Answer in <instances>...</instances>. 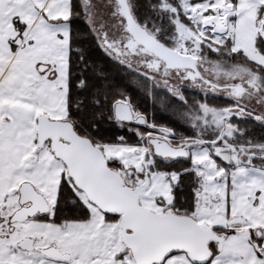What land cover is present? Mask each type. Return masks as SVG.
I'll return each mask as SVG.
<instances>
[{
    "label": "snow or ice",
    "instance_id": "snow-or-ice-1",
    "mask_svg": "<svg viewBox=\"0 0 264 264\" xmlns=\"http://www.w3.org/2000/svg\"><path fill=\"white\" fill-rule=\"evenodd\" d=\"M189 4L184 20L201 31L189 28L176 49L161 44L160 60L228 88L229 102L170 108L158 123L150 109L168 102L153 91L160 61L116 58L143 50L126 4L108 13L133 37L119 40L101 0H0V264H264V148L233 144L243 130L231 123L264 128L233 71L238 57L254 65L260 83H244L264 95V0ZM205 55L211 78L194 63ZM97 62L121 71L109 78ZM222 74L233 84L215 83ZM164 90L188 105L182 87Z\"/></svg>",
    "mask_w": 264,
    "mask_h": 264
},
{
    "label": "trees",
    "instance_id": "trees-1",
    "mask_svg": "<svg viewBox=\"0 0 264 264\" xmlns=\"http://www.w3.org/2000/svg\"><path fill=\"white\" fill-rule=\"evenodd\" d=\"M132 12L137 21L140 22V25L145 26L150 31H152L157 38L165 42L167 45L174 47L176 44V25L175 19L178 18L185 24L194 27L193 24H188L184 20L185 15L181 11V8L178 7L176 0H129ZM169 2V4L176 8V12L173 13L171 9L164 8V3ZM175 25V26H174ZM80 38L87 36V33L81 31L78 33ZM94 48V45H93ZM206 51V50H205ZM232 63V62H230ZM235 64H246L251 68H254V65H250L243 57L236 58ZM97 68L99 71L104 72L111 78L112 75L117 74L118 69H115V66L111 68H104L101 66V62H97ZM166 87L160 86V88H154V96L158 100L161 96H164L168 101L164 108L152 107L150 111L155 112V119L158 123H164L166 121H161V119H166L162 115H166L169 112L170 108H175L176 110H182L189 108L194 111L195 114H199V108L197 107L198 102H204L209 105L223 106L229 101L223 97L203 95L198 91L191 89H183V95L188 98V105H182L177 103L175 100L171 99L168 96V93L164 90ZM185 126H187V121H184ZM231 123L236 126V130H243V134L235 135L233 141L236 145L248 144V137L252 138V141L264 148V128H261L259 125L249 121V120H232ZM202 127V126H201ZM203 130V127H202ZM179 131V129H178ZM264 154V153H258Z\"/></svg>",
    "mask_w": 264,
    "mask_h": 264
},
{
    "label": "flooded vegetation",
    "instance_id": "flooded-vegetation-1",
    "mask_svg": "<svg viewBox=\"0 0 264 264\" xmlns=\"http://www.w3.org/2000/svg\"><path fill=\"white\" fill-rule=\"evenodd\" d=\"M115 10L118 11V6L116 3H115ZM119 19H120V17L118 15L115 16V20L110 21L111 23L108 26L107 30L111 33V36L116 37L119 40L132 39L133 37L129 36V34L124 31L125 24L117 22V21H119ZM143 27H145V26H143ZM148 31L150 34L154 35L150 30H148ZM156 39L158 41H160L162 44H164L166 47H169L171 49H175V48L167 45L165 42L161 41L159 38L156 37ZM142 48H143V50L138 49V54L135 56L130 55L128 53H125V50L123 48H121L120 49V55H118L116 58L117 59H123L126 62L135 65L137 68H139L142 64H144L145 61L147 62V64H150L153 67H155V65L157 64V61H160V71L159 72L154 71L153 75H155L157 78L164 80L166 82L171 81L170 84L167 83V85H164L162 87H166V88L170 87V88H172L173 92H179L181 87L183 89H186V90L191 89L194 91H198L200 93H207V95L217 96V97H224L225 93L229 92L228 88H224V89L217 88L215 90H211L200 81L182 79V76L184 75V73H181V76H176L175 70H173L169 67H165L163 61L160 60V57H162L163 55L161 56L159 54H156L155 52L150 50L143 43H142ZM106 50H108V49H106ZM148 53H152V55H148ZM196 65L199 67L200 72H202L204 75H206L205 68H203L199 65L198 60L196 62ZM186 71H191V72H193V74L195 73V69H187ZM214 82L218 83V84H223V83H219L216 81H214ZM244 82H241V83L244 84L245 88H247V92L241 93V95L243 96V100H245L247 102L255 101L258 98V93H256L253 90V87H249L248 84H245ZM224 84H228V83H224ZM233 97L237 100L240 99L239 96H233Z\"/></svg>",
    "mask_w": 264,
    "mask_h": 264
},
{
    "label": "rangeland",
    "instance_id": "rangeland-1",
    "mask_svg": "<svg viewBox=\"0 0 264 264\" xmlns=\"http://www.w3.org/2000/svg\"><path fill=\"white\" fill-rule=\"evenodd\" d=\"M176 1H177L178 7H180L181 8V11L183 12V14L186 15L185 9L188 8V7H191V5L189 4V0H176ZM101 5L104 8L105 15L108 17L107 20L104 21V23L107 25V28H108V26L111 23L110 21L111 20H115V16H109L108 15V13L110 11L115 10V1L114 0H101ZM163 6H164V8H168V9H172L173 8L169 4V2H165ZM206 7H207V3L205 2V3H201L200 4L199 10L193 8L194 19L198 20L199 19L198 11L203 10ZM223 16L224 15L221 14V17H223ZM175 25H176V31H177V34H176V44L173 47L175 49L181 46V43H182L184 37L189 34V28L192 31H195L196 33H199L201 31V27H200L199 24H193L194 27H191V26L185 24L184 22H182L181 20H179L178 18L175 19ZM98 31H100V29H98ZM244 36H245V38L248 41L249 48H251L252 35L248 31H245ZM207 60H208V57H207V55H205L201 59H198V63H199V65L201 67L205 68L204 65H205V62ZM250 68L251 67L248 66V65H246V64H244V65H242V64H235L234 67H233V71L236 72L242 78L241 79V82L248 81L253 86H255V85H257V84L260 83V77L256 76L255 73L249 71ZM205 73H206L207 76H209L211 78V75H212L211 72H209V71H207L205 69ZM215 81L216 82H219V83H223V84L224 83L233 84V81H231L229 79H226V77L223 74L220 76V78L218 80H215ZM156 82L159 83L160 86L167 85V82L166 81L161 80L159 78H157ZM232 99H235V98L232 97ZM257 99L260 100V103L259 104L255 103V101H253V102H247V101L243 100L242 102L248 104L250 108H254V109H256V111L264 114V95L258 94V98ZM236 110L237 109H232V111H236ZM244 115H247V114H244ZM212 123H214V121L209 120V124L211 125ZM221 130L224 131L226 129H223L222 128ZM202 131H207L208 134L211 135L213 133L214 129H210V128L209 129H204L203 128ZM233 131H237L236 130V127H235V129H233ZM233 139H232V143L235 144L234 141H233ZM241 152L243 153V155H247V152H246L245 149H242ZM225 154L228 155L229 158L231 159L232 153L230 151H226ZM233 219H239V214H238V211L236 209H234Z\"/></svg>",
    "mask_w": 264,
    "mask_h": 264
},
{
    "label": "water",
    "instance_id": "water-1",
    "mask_svg": "<svg viewBox=\"0 0 264 264\" xmlns=\"http://www.w3.org/2000/svg\"><path fill=\"white\" fill-rule=\"evenodd\" d=\"M114 1L118 6V11L120 10L122 3L126 4L127 7L129 9H131V11H132L129 0H114ZM133 21L134 22L137 21L136 18L134 17V14H133ZM125 27H126V25H125ZM134 31H135V39L142 41L144 45H146L150 50H152L156 54H159L161 56L162 55L165 56L166 55V49H171L169 47H166V49L161 48L160 45L162 43L160 41H158L154 35L150 34L149 31L145 27H143L142 25H141V30H134ZM196 62H197V60L194 61V63H196Z\"/></svg>",
    "mask_w": 264,
    "mask_h": 264
},
{
    "label": "crops",
    "instance_id": "crops-1",
    "mask_svg": "<svg viewBox=\"0 0 264 264\" xmlns=\"http://www.w3.org/2000/svg\"><path fill=\"white\" fill-rule=\"evenodd\" d=\"M219 17H221V15L219 16ZM224 19H225V17L223 16V17H221V20H222V23L224 22ZM237 210V209H236ZM238 211V210H237Z\"/></svg>",
    "mask_w": 264,
    "mask_h": 264
},
{
    "label": "bare ground",
    "instance_id": "bare-ground-1",
    "mask_svg": "<svg viewBox=\"0 0 264 264\" xmlns=\"http://www.w3.org/2000/svg\"><path fill=\"white\" fill-rule=\"evenodd\" d=\"M218 19V21L222 24V20H221V18L220 17H218L217 18Z\"/></svg>",
    "mask_w": 264,
    "mask_h": 264
}]
</instances>
